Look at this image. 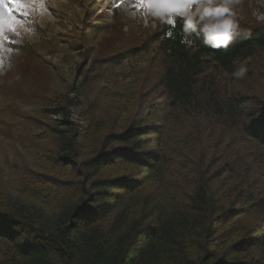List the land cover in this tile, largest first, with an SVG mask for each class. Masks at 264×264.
Instances as JSON below:
<instances>
[{
  "label": "trees",
  "instance_id": "1",
  "mask_svg": "<svg viewBox=\"0 0 264 264\" xmlns=\"http://www.w3.org/2000/svg\"><path fill=\"white\" fill-rule=\"evenodd\" d=\"M173 21L76 67L36 138L45 164L19 176L17 201L0 195V264H264V102L217 80L264 54V28ZM150 49L135 93L112 78L98 92Z\"/></svg>",
  "mask_w": 264,
  "mask_h": 264
},
{
  "label": "rangeland",
  "instance_id": "2",
  "mask_svg": "<svg viewBox=\"0 0 264 264\" xmlns=\"http://www.w3.org/2000/svg\"><path fill=\"white\" fill-rule=\"evenodd\" d=\"M205 8L210 12L215 8L228 11L206 14ZM12 14L17 21L16 32H9L5 26L7 39H0V195L15 202L20 194L12 188L19 186V176L30 167L45 164L36 138L44 134L45 126L56 125L60 119L53 114V103L59 97L72 96L73 84L80 81L76 67L142 46L169 17L163 11L154 15L140 8L138 0H44L30 6L25 16L19 10ZM5 15L0 7V20ZM177 17L202 22L218 32L225 31V22L227 30L264 28V0H206L194 4L183 16L173 14L171 18ZM150 56L151 49L107 72L95 83L98 92L104 80L112 78L129 85L130 93H135L136 84L140 87L134 83L136 71L145 69L144 61ZM149 80L151 86L153 79ZM217 80L247 101L264 102V54L239 63L233 82L224 76ZM116 91L108 87L101 95L115 103L111 97ZM92 97L88 103L94 100ZM106 105L112 109L109 115H115V107ZM87 107L73 109L72 120L83 124L82 113L88 111ZM45 145L48 147L47 142Z\"/></svg>",
  "mask_w": 264,
  "mask_h": 264
},
{
  "label": "snow or ice",
  "instance_id": "3",
  "mask_svg": "<svg viewBox=\"0 0 264 264\" xmlns=\"http://www.w3.org/2000/svg\"><path fill=\"white\" fill-rule=\"evenodd\" d=\"M44 0H28L27 3L22 0H0V7H3L5 11V17L0 20V39H7V34L4 31V27H7L9 32H16L15 25L17 24L16 19L13 16L15 10H19L22 16L28 14V9L32 5L43 4ZM206 0H138V6L142 9H149L153 11L154 15H159L161 11L168 15V23L171 25L174 23L172 15L183 16L186 12L190 11L194 4L204 3ZM206 14H221L227 12V8H215L211 12L209 9H204ZM225 32L227 31L228 23L225 22L223 26ZM219 39V37H218ZM221 44L224 43L223 39H219Z\"/></svg>",
  "mask_w": 264,
  "mask_h": 264
},
{
  "label": "clouds",
  "instance_id": "4",
  "mask_svg": "<svg viewBox=\"0 0 264 264\" xmlns=\"http://www.w3.org/2000/svg\"><path fill=\"white\" fill-rule=\"evenodd\" d=\"M233 26L235 27V22L234 21H233ZM224 43H225V46H226V44L228 43V41H225ZM213 47H216V45H213Z\"/></svg>",
  "mask_w": 264,
  "mask_h": 264
}]
</instances>
